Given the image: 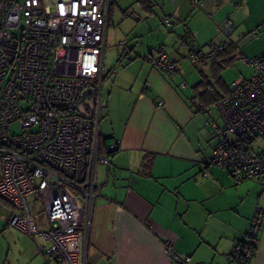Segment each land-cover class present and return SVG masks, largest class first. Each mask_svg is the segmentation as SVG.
Here are the masks:
<instances>
[{"label": "built area", "instance_id": "obj_1", "mask_svg": "<svg viewBox=\"0 0 264 264\" xmlns=\"http://www.w3.org/2000/svg\"><path fill=\"white\" fill-rule=\"evenodd\" d=\"M110 1L0 0V197L10 209L1 218L27 234L42 235L41 252L60 264H87L88 232L101 194L96 166H109L120 145L115 138L99 143L97 83L103 79ZM219 29L228 38L235 33L229 19ZM236 34L243 39V33ZM178 42L187 47L193 64L225 46L212 42L207 51H196L187 37ZM143 57L167 75L176 71L164 48ZM239 58L253 72L230 82L215 103L221 124L212 122L217 135L230 132L236 138L214 146L208 164L227 170L237 183L258 179L264 184V149L251 146L264 133V57ZM88 89L96 92L90 117L78 110ZM156 103L163 105L161 99ZM84 109L89 112L87 105ZM29 196L43 208L44 228H37L39 217ZM262 225L264 208L257 206L235 241L229 264H251ZM164 246L172 262L185 264L171 241Z\"/></svg>", "mask_w": 264, "mask_h": 264}, {"label": "crops", "instance_id": "obj_2", "mask_svg": "<svg viewBox=\"0 0 264 264\" xmlns=\"http://www.w3.org/2000/svg\"><path fill=\"white\" fill-rule=\"evenodd\" d=\"M111 1L121 10L117 0ZM140 6L148 14L157 7L173 30L182 22L176 38L187 36L196 51H204L202 46L211 41H238L236 33H244L238 56L264 55V0H149ZM224 19L235 25L229 38L219 29ZM170 48L165 50L176 62L171 51L179 49ZM210 64L202 62L200 79L213 80ZM133 65L124 78L112 81V88L118 84V97L110 93L106 98L108 115L118 125L110 135L99 132L104 144L115 138L120 145L109 166H96L101 194L95 198L86 263L177 264L165 250L169 240L185 264H229L255 208H264V184L258 179L237 183L227 170L208 164L212 148L221 142L213 146L212 122L221 119L211 120L209 105L199 101L201 88L194 86L200 79L189 86L183 79L190 76L187 70L176 67L173 77L147 60ZM243 69L242 77L253 72ZM220 77L215 90L224 93L229 84L222 71ZM187 87L191 92L181 91ZM38 217L37 228H44L45 216L41 224ZM25 234L17 236L20 251L2 264H60L41 252L42 235ZM251 264H264V225Z\"/></svg>", "mask_w": 264, "mask_h": 264}, {"label": "rangeland", "instance_id": "obj_3", "mask_svg": "<svg viewBox=\"0 0 264 264\" xmlns=\"http://www.w3.org/2000/svg\"><path fill=\"white\" fill-rule=\"evenodd\" d=\"M117 2L120 4L121 10L118 9L116 5H112L111 19L107 23L106 30V48L102 67L103 79L102 81L99 79L97 83L98 96L100 97L99 131L106 135H110L112 130L118 125V120L114 117L111 119L108 115L106 107V98H108V95L113 93L115 96L114 98H116L120 91L117 86L118 84L115 85L114 88L111 87L112 81L124 78V75H126L124 73L126 72V68H133L135 66H132L133 63L145 61L143 56L148 51L152 49L159 50L164 47L166 48V46L172 48V46L176 45L179 51L170 49L174 56H176V67H179L182 72L183 70H187V73H190V76L187 75L183 77L189 86L194 85L195 80L198 81L200 79L198 70L199 68L202 69L203 66L200 62L193 64L190 61L187 47H179V38H176L178 34L176 31L177 27H183V24H181L182 22L180 24L177 23L175 25L176 28L173 30V26L171 27V25H166L164 23V17L157 7H154V13L148 14L141 8L139 0H117ZM211 43L212 41L202 46L204 47V51L208 50V45ZM242 44L243 43H241V45ZM246 66L248 70L245 71V73H248L251 71L250 68L252 69V67L243 62L240 58H237L232 64L223 68L222 76L225 83L230 84L232 80L239 77L244 70L243 68H246ZM176 73L177 71L172 75L164 74L167 76H175ZM181 91L188 93L189 91L191 92V88H182ZM126 103L123 104L122 108L125 107ZM208 109L211 120H219L213 104H210ZM210 121L208 122L211 123ZM216 123L221 124V121ZM12 131H17V129L13 127ZM216 135L217 134L214 136L215 141L213 146L224 139L234 141L236 138L235 135L230 132H226L222 136ZM251 146L255 149H264V133L256 135L251 142ZM28 201L31 210L39 214L40 224L43 223L44 212L39 200H35L34 196H29ZM9 210V207L6 206L0 198V264H2L6 258H10L20 251L17 236H22V234L26 236L22 230L15 226L7 225L1 218L2 215L9 214ZM43 243V245H45L46 240Z\"/></svg>", "mask_w": 264, "mask_h": 264}, {"label": "trees", "instance_id": "obj_4", "mask_svg": "<svg viewBox=\"0 0 264 264\" xmlns=\"http://www.w3.org/2000/svg\"><path fill=\"white\" fill-rule=\"evenodd\" d=\"M139 2L141 4H148L149 0H139ZM111 8H112V1H110V4H109L108 18H110ZM223 43L225 44V46L222 49L218 50L212 56L200 61V63L209 61L211 63L210 65L212 67V73H213L212 81H209L210 79L203 77L194 86L197 89L201 88V91L198 93V96L200 98L199 101L203 102L205 105L215 104L220 98H222L227 93L228 87L224 93L218 92L217 90H215V88L216 86H218L217 84L221 82L220 73L223 70V68H225L227 65L232 64L234 60L239 57L238 55L240 51L238 47H240V45L238 44L237 41L227 40V41H224ZM258 57H264V55L258 56ZM99 143H100V147L104 145V139L101 136L100 132H99ZM2 201L4 204H6V206L9 207L8 203L4 199H2Z\"/></svg>", "mask_w": 264, "mask_h": 264}, {"label": "water", "instance_id": "obj_5", "mask_svg": "<svg viewBox=\"0 0 264 264\" xmlns=\"http://www.w3.org/2000/svg\"><path fill=\"white\" fill-rule=\"evenodd\" d=\"M89 94H91V99H88ZM95 102V93L93 90L88 89L82 93V96L79 101L78 110L79 112L86 117H90L93 113ZM84 105L88 106L89 112L84 109Z\"/></svg>", "mask_w": 264, "mask_h": 264}, {"label": "flooded vegetation", "instance_id": "obj_6", "mask_svg": "<svg viewBox=\"0 0 264 264\" xmlns=\"http://www.w3.org/2000/svg\"><path fill=\"white\" fill-rule=\"evenodd\" d=\"M88 99H91V94H89Z\"/></svg>", "mask_w": 264, "mask_h": 264}]
</instances>
